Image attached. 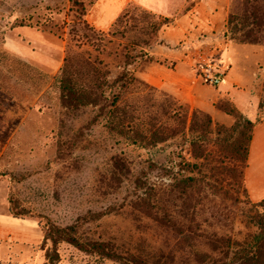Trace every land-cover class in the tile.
<instances>
[{
    "label": "rangeland",
    "instance_id": "rangeland-1",
    "mask_svg": "<svg viewBox=\"0 0 264 264\" xmlns=\"http://www.w3.org/2000/svg\"><path fill=\"white\" fill-rule=\"evenodd\" d=\"M93 2L0 0V264L46 263L52 244L44 241L43 217L60 227L78 224L88 241L111 242L161 264H236L211 237L248 239L264 214L240 176L249 122L264 117V43L227 35L232 13L235 26L243 23L244 0H229L222 47L211 65L162 87L144 74L162 63L150 50L160 42L166 17L133 3L114 34L113 28L102 32L83 16ZM159 3L167 12L191 0ZM120 4L104 2L103 25ZM144 43L151 46L141 55L136 44ZM125 54L139 56L128 68L137 81L122 91L118 107L137 114L148 138V130L158 132L167 123L166 143L135 145L133 133L112 130L117 89L105 87L108 100L94 106L69 108L64 98L59 82L67 60L73 72L81 60L89 61L112 82ZM206 68L227 77L224 84L205 82ZM189 178L193 185L184 183ZM164 217L175 226L170 231L155 221ZM197 224L206 239H193ZM59 254L58 264H102L98 254L68 244Z\"/></svg>",
    "mask_w": 264,
    "mask_h": 264
},
{
    "label": "trees",
    "instance_id": "trees-1",
    "mask_svg": "<svg viewBox=\"0 0 264 264\" xmlns=\"http://www.w3.org/2000/svg\"><path fill=\"white\" fill-rule=\"evenodd\" d=\"M97 0H95L96 2ZM93 2L92 5H94ZM245 9L243 14L240 15L243 19V23L239 26L237 24L234 25V18H236V14L232 13L230 15V22L228 27L227 35H231L234 41H239L247 44H261L264 43V0H244ZM76 5V4H75ZM77 6V5H76ZM77 8H83V5H78ZM128 8L125 10L123 15L119 18V20L112 27L114 34V29L118 26L121 18H124L128 15ZM87 15V11H84L83 16ZM252 20V23L249 21ZM87 25H89L86 22ZM169 24V19H165L164 25ZM110 33V34H111ZM243 33V34H242ZM242 34L240 38L236 37V35ZM235 36V37H234ZM137 47H140L141 55L150 44L144 43V46L140 44H136ZM140 55V54H139ZM126 63L123 66L122 72H120L112 82H109L108 75L104 74L100 70H98L91 62L81 60L80 64H78L79 71H72L70 69V60H67L66 66L63 70V74L60 78V84L62 91L64 93V98L69 106V108L74 107H86V106H94L107 101L108 98L105 96V87H109L110 91H114L117 89L115 95H113L114 101H112V107L114 110L110 112V117L113 118L110 121V125L112 126V130L117 133L118 136H122L124 133L127 135L131 132L134 134V138L132 139L133 144H144L151 143V141H155L156 144L166 143L167 137L170 135L168 130V124H161L158 129V132H152L148 130L147 133L151 134V136L146 137L144 133L141 132L140 126L143 128H147L145 123H141L136 113H129L126 109H122L119 106L122 104V91L128 87V85H133L136 83V79L133 77V74H130V70L128 69L134 62V59H138L139 56L132 57L128 54H125ZM133 60V61H132ZM132 61V62H129ZM121 67V66H119ZM82 70H86V75L81 74ZM86 76V78H84ZM124 106V105H123ZM264 117L256 122H249L250 133L248 140V145L244 150L245 154V168L248 162V152L249 145L252 140V131L253 127L258 123L262 122ZM153 129L156 126L149 124V128ZM151 128V129H152ZM148 129V128H147ZM126 131V132H125ZM150 140V142H149ZM198 167V166H196ZM245 170V169H244ZM244 184V171L240 173ZM192 181L193 179L189 178L184 180L185 182ZM244 191L247 194L248 192L244 185ZM250 199V198H249ZM251 201V200H250ZM252 202V201H251ZM254 203V202H253ZM256 207H264V200L254 203ZM15 218H19L23 215L15 214ZM25 215V214H24ZM30 215H32L30 213ZM155 220V219H154ZM161 228H164L168 231L174 228L173 222L170 218L164 217L162 220H155ZM39 225L42 228L44 234V241L50 242L52 244L51 250H49L46 254V263L45 264H58L60 262V254L59 248L68 244L77 248L78 250L85 253H96L101 256V263L106 264L108 261L115 264H161L160 261L157 260H148L142 257L140 254H135L131 252H123L120 251V248L116 247L114 243L111 242H91L85 239L82 235H80V227L78 224L69 225L67 227L57 226L51 219L47 217H43L39 219ZM259 231L248 239H243L242 241L235 240L232 236H228L223 240H219L217 236L211 237V244L215 245V249H220L219 245H222L224 248L226 256H231L232 261L238 264H264V214L260 217V222L258 223ZM196 232L193 237L196 241H201L206 239L202 233H200V225L197 224L195 228ZM218 243V246L216 244Z\"/></svg>",
    "mask_w": 264,
    "mask_h": 264
},
{
    "label": "crops",
    "instance_id": "crops-1",
    "mask_svg": "<svg viewBox=\"0 0 264 264\" xmlns=\"http://www.w3.org/2000/svg\"><path fill=\"white\" fill-rule=\"evenodd\" d=\"M105 1L97 0L85 16L89 25L102 32L109 31L133 3L150 5L149 10L169 19V24L160 31L159 44L150 50V56L163 64L152 66L144 74L155 87L183 83L196 69L202 68L201 65L206 62L211 65L213 54L222 47L229 0H191L189 6L176 4L167 12L158 7L160 1L165 3L166 0H120L116 14L103 25L107 11L103 9ZM227 55L228 52L224 53L225 57ZM244 185L252 202L264 200V120L253 127Z\"/></svg>",
    "mask_w": 264,
    "mask_h": 264
},
{
    "label": "built area",
    "instance_id": "built-area-1",
    "mask_svg": "<svg viewBox=\"0 0 264 264\" xmlns=\"http://www.w3.org/2000/svg\"><path fill=\"white\" fill-rule=\"evenodd\" d=\"M201 77L212 86H220L223 82L222 74L213 71L211 68L204 69Z\"/></svg>",
    "mask_w": 264,
    "mask_h": 264
}]
</instances>
